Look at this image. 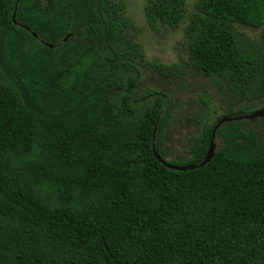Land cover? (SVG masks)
I'll use <instances>...</instances> for the list:
<instances>
[{"label": "trees", "instance_id": "1", "mask_svg": "<svg viewBox=\"0 0 264 264\" xmlns=\"http://www.w3.org/2000/svg\"><path fill=\"white\" fill-rule=\"evenodd\" d=\"M143 1L151 27L176 28L187 11ZM124 9L0 0V264H264V142L241 118L217 127L204 165L158 161L171 111L140 82L178 63L149 60ZM181 48L246 105L224 96L173 165L202 160L220 117L264 104V0H195Z\"/></svg>", "mask_w": 264, "mask_h": 264}, {"label": "rangeland", "instance_id": "2", "mask_svg": "<svg viewBox=\"0 0 264 264\" xmlns=\"http://www.w3.org/2000/svg\"><path fill=\"white\" fill-rule=\"evenodd\" d=\"M122 1L125 15L133 24L131 33L141 43L146 57L163 64L178 63L175 73L167 80L144 72L140 82L142 91L157 88L167 95L166 108L171 111V117L163 135L162 149L165 159L171 161L177 156L185 155L190 137L197 134L202 124L212 122L222 113L225 108L222 100L224 96L238 107L246 105V102L237 100L234 94L227 92L226 84L218 87L213 77L204 75L187 62L186 54L181 48L183 27L189 19L195 0H186L185 17L176 28L160 24L151 27L144 17L143 0ZM236 28L240 34L257 39L258 29L243 25H237ZM179 56H182V60H179ZM263 106L261 100H253L246 114ZM242 125L244 129L254 130L259 140L264 142V116L243 118ZM214 141L217 147L219 139L215 137Z\"/></svg>", "mask_w": 264, "mask_h": 264}, {"label": "water", "instance_id": "3", "mask_svg": "<svg viewBox=\"0 0 264 264\" xmlns=\"http://www.w3.org/2000/svg\"><path fill=\"white\" fill-rule=\"evenodd\" d=\"M14 15H15V11L13 13V21H15V18H14ZM32 34L34 36H36V34L34 32H32ZM68 35H66L64 37L63 40H66ZM46 45H48L49 47H53L52 44H48V43H45ZM260 116H264V106L261 107L260 109L258 110H255L251 113H248V114H242V115H238V116H233V117H230V116H222L218 119V121L215 123V126L212 130V133H211V136H210V139H209V144H208V147L206 149V152L202 158V160L197 163V164H187V165H173L169 162H167L163 157H161V155L157 152L156 148H155V144H154V141L152 142V152H153V155L155 156V158L160 161L163 165L169 167V168H172V169H177V170H187V169H193L195 167H199V166H202L204 165L205 163H207L210 158L213 156L215 150H216V143L214 141V138H215V130L217 129V127L223 123V122H226V121H231V120H236V119H241V118H247V119H253V118H256V117H260Z\"/></svg>", "mask_w": 264, "mask_h": 264}]
</instances>
